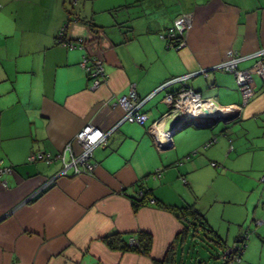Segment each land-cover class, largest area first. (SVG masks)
<instances>
[{
  "label": "crops",
  "instance_id": "crops-1",
  "mask_svg": "<svg viewBox=\"0 0 264 264\" xmlns=\"http://www.w3.org/2000/svg\"><path fill=\"white\" fill-rule=\"evenodd\" d=\"M183 13L190 17L184 44L167 46L163 34ZM64 23L66 39L96 44L57 42ZM87 23L99 26L96 34ZM263 48L264 0H0V166L10 168L0 176V264L161 261L184 224L153 204L133 211L129 196L141 184L161 202L182 205L163 192L175 181L174 166L184 183H192L200 166L216 165L215 140L225 149L234 134L239 146L253 131L250 121L264 125V79L256 68V52ZM228 50L243 57L236 67L250 75L253 94L245 103L234 73L218 67ZM88 51L104 59L106 80L95 89L79 64ZM192 72L197 73L186 80L190 88L220 106L240 107L238 117L176 123L171 141L160 146L152 124L167 110L165 93L180 88L174 83L142 105L144 123H119L124 109L114 102L130 84L144 97L166 79ZM85 124L114 127L106 143L93 149V172L59 176L23 202L61 167L58 159L29 161L28 155L57 153ZM188 125L190 130L179 133ZM257 217L262 229L246 238L241 255L229 264H264L259 241L255 247V239L264 244V213ZM138 230L152 235L147 255L109 248L103 240Z\"/></svg>",
  "mask_w": 264,
  "mask_h": 264
},
{
  "label": "rangeland",
  "instance_id": "rangeland-1",
  "mask_svg": "<svg viewBox=\"0 0 264 264\" xmlns=\"http://www.w3.org/2000/svg\"><path fill=\"white\" fill-rule=\"evenodd\" d=\"M248 125L253 131L250 136L242 138L239 146L234 143V134L230 135L231 143L225 140V149H220L219 141L215 140L213 146H218V157L213 160L216 165L200 166L192 173V183L187 178L188 184L181 180L177 166L173 167L176 173L170 172L173 173L172 180L177 181L164 186L163 192L179 204L193 203L218 236L216 238L198 227L200 240L192 242L189 237L183 252L180 248L178 250L179 259L181 253L183 255V264H222L219 257L221 248L213 241L214 237L215 241L219 240V245L229 244L232 247V239L236 234L243 233L241 236L245 241L263 227L261 217L257 215L264 213V125L256 120L250 121ZM168 126L169 121H166L164 129L167 130ZM191 127H183L179 133ZM205 149L201 148L202 151L198 152L205 154ZM255 242L257 251H261L264 257V244L257 239Z\"/></svg>",
  "mask_w": 264,
  "mask_h": 264
},
{
  "label": "built area",
  "instance_id": "built-area-1",
  "mask_svg": "<svg viewBox=\"0 0 264 264\" xmlns=\"http://www.w3.org/2000/svg\"><path fill=\"white\" fill-rule=\"evenodd\" d=\"M189 24L190 17L188 14L183 13L177 15L174 18L173 25L169 27L163 34V38L166 40L167 46H173L175 48L182 46L184 44L183 32L189 27ZM67 25L68 23H64L57 32V42L63 43L67 47L79 46L80 48L84 46L85 48L91 46L93 45L92 43L96 44L95 42H97V40L88 41L83 37H78L74 42L70 39H66L65 34ZM256 55L260 58V60L257 62L256 68L264 79V48L258 50ZM241 58L243 57H240L231 50H228L226 52V59L222 61L218 67L234 73L236 77V83L243 97V103H245L251 97L253 91L251 88V79L248 71L240 70L236 67L238 60ZM103 60V56L88 51L82 55V58L79 62L81 68L84 70L87 78L89 79V87L91 89L97 88L106 80V74L103 68ZM196 73L197 72H192L172 76L166 79L150 94L144 97L138 96L134 86L130 84L128 92L117 97L114 102L119 104L124 109L123 117L120 119L119 123L122 121L136 122L139 124L144 123V121L147 119V115L141 110L142 105L153 94L174 83L179 84L180 88L174 92L165 93L163 96V101L167 104V110L161 119L154 121L152 124L154 137L157 140V144L160 146L166 145L171 141L170 132L168 129L165 130L164 126L166 121L169 119L172 120L177 114H179L181 118L175 125L176 127L185 120L195 121L203 118H212L218 113H237L236 115L238 117L240 113V107L237 108L238 106L230 105L226 107L220 106L215 102L214 97H203L200 92L193 90L186 84V80ZM205 110L209 112L208 115H205ZM113 129L114 127H111L108 130H102L94 125L85 124L77 131L73 139L69 140L64 145L63 149L57 153L50 154L39 151L37 153L29 154V161L42 159L49 163L58 159L61 163V167L54 176H52L47 180V182H45L32 194L26 197L23 202L30 200L33 195L45 189L59 176L92 173L94 164L90 160L92 158L93 149L98 145H104ZM212 142L213 141H209L205 143L203 148H206ZM9 171L10 168L0 166V176L3 172ZM182 179L184 181V178ZM140 195H142V192L139 190L136 192V196L138 197ZM128 242L133 244L135 240L130 238ZM236 247L237 245L233 246V248ZM230 250L231 249L228 250V253Z\"/></svg>",
  "mask_w": 264,
  "mask_h": 264
},
{
  "label": "trees",
  "instance_id": "trees-1",
  "mask_svg": "<svg viewBox=\"0 0 264 264\" xmlns=\"http://www.w3.org/2000/svg\"><path fill=\"white\" fill-rule=\"evenodd\" d=\"M87 25L89 29L93 32H96L99 29V26H96L94 24L87 23ZM136 186L137 187L135 189V192L140 190L142 192V195L138 197L136 195L129 196L133 211H136L139 207L143 205L153 204L157 207L168 209L169 211L174 213L175 216L179 218V220L184 224V228L177 234V237L175 238L173 244L168 247L165 257L161 261H155V264H181L183 262L182 253L180 256L181 260L178 257V250L180 248L181 252H183L182 250L186 240V238L184 237L186 230L189 231L188 238L190 237L192 242L196 241L197 239L200 240L197 232L198 227H200L201 230L211 233L212 236L218 238L215 231L209 226L203 213H201L193 204H165L153 195L150 188H145L141 184H136ZM215 237L213 241L217 243V246L221 248V253L219 257L221 256V260L223 261L222 264H229L230 262L238 259L242 253V250L244 249V246L246 245V240L244 241V237L241 235L236 237V239L233 241V244L237 245L236 248H233V246L225 248L221 246V244L219 245V240L215 241ZM130 238L135 240L133 244H130L128 242ZM103 240L109 248L131 250L147 255L149 254L151 248L152 235L149 232L138 230L134 232V234L129 235L127 233H111L109 235H105L103 237ZM229 249L231 250L228 253Z\"/></svg>",
  "mask_w": 264,
  "mask_h": 264
},
{
  "label": "water",
  "instance_id": "water-1",
  "mask_svg": "<svg viewBox=\"0 0 264 264\" xmlns=\"http://www.w3.org/2000/svg\"><path fill=\"white\" fill-rule=\"evenodd\" d=\"M204 113H205V115H208L209 114V112L207 111V110H205L204 111ZM237 113H235V114H233V113H229V114H227V113H218V114H216L214 117H212V118H203V119H210L212 122H217L218 120H222V121H228V120H231V119H234V118H236L237 117V115H236ZM180 115L179 114H177V115H175L174 116V118L171 120V122L169 123V126H168V131L170 132V135L172 136L173 134H174V132L176 131V130H178V129H176V130H173V127H174V125L180 120ZM198 120H202V119H198ZM197 121V120H196ZM196 121H194V122H196Z\"/></svg>",
  "mask_w": 264,
  "mask_h": 264
}]
</instances>
